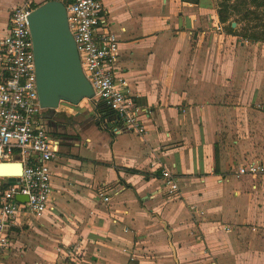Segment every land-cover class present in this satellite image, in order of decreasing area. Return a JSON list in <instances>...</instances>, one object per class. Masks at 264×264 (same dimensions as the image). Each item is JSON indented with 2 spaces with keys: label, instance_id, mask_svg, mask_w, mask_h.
Segmentation results:
<instances>
[{
  "label": "crops",
  "instance_id": "crops-1",
  "mask_svg": "<svg viewBox=\"0 0 264 264\" xmlns=\"http://www.w3.org/2000/svg\"><path fill=\"white\" fill-rule=\"evenodd\" d=\"M25 1L0 0V37ZM103 2L146 133L46 111L52 209L12 231L0 264H264V174H237L264 162V43L230 31L218 0Z\"/></svg>",
  "mask_w": 264,
  "mask_h": 264
},
{
  "label": "built area",
  "instance_id": "built-area-1",
  "mask_svg": "<svg viewBox=\"0 0 264 264\" xmlns=\"http://www.w3.org/2000/svg\"><path fill=\"white\" fill-rule=\"evenodd\" d=\"M59 1L66 6L83 72L96 93L91 102L98 126L144 135L145 110L125 80L118 77L120 41L110 27L103 0ZM39 5L36 0H26L13 9L7 32L0 37V162L23 165L16 184L9 185L7 178L0 176V255L12 246V231L21 228L25 218H41L52 209L51 162L58 157L60 143L46 126V109L41 107L37 90L29 16ZM216 27L221 30L222 24ZM101 103L114 111L115 118L107 119L97 112ZM237 174H264V162L243 165ZM163 176L168 192L178 194L179 181L169 171ZM99 194L104 202H110L105 190Z\"/></svg>",
  "mask_w": 264,
  "mask_h": 264
},
{
  "label": "water",
  "instance_id": "water-1",
  "mask_svg": "<svg viewBox=\"0 0 264 264\" xmlns=\"http://www.w3.org/2000/svg\"><path fill=\"white\" fill-rule=\"evenodd\" d=\"M29 24L41 107L54 111L62 103L78 106L86 99L93 100L96 93L83 72L64 3L48 0L40 4L30 14ZM1 168L13 174L20 173L4 176L9 185L16 184L23 172L22 163L0 162Z\"/></svg>",
  "mask_w": 264,
  "mask_h": 264
},
{
  "label": "trees",
  "instance_id": "trees-1",
  "mask_svg": "<svg viewBox=\"0 0 264 264\" xmlns=\"http://www.w3.org/2000/svg\"><path fill=\"white\" fill-rule=\"evenodd\" d=\"M219 15L222 22H229L230 31L232 22L238 25L247 23L242 30L238 28V35L254 42L264 43V0H218ZM235 17L233 20H231ZM252 22V24H250ZM52 111V110H46ZM97 112L104 118H115V113L103 103L97 106Z\"/></svg>",
  "mask_w": 264,
  "mask_h": 264
},
{
  "label": "rangeland",
  "instance_id": "rangeland-1",
  "mask_svg": "<svg viewBox=\"0 0 264 264\" xmlns=\"http://www.w3.org/2000/svg\"><path fill=\"white\" fill-rule=\"evenodd\" d=\"M234 18L235 17H233L231 20H233ZM246 24H247L246 22L240 24V30H242V28H244L246 26ZM250 24H252V22ZM62 104H61V107L63 106L64 108H66L68 106L67 107V108H69L68 110H70V109L73 111L81 110L83 112V119H84V121L87 120V123L92 122V114L94 115V119L96 118L95 107H94V104L91 102V100L86 99L83 101V103H81L77 107H74L73 105H70V104L68 105V103H62ZM78 108H80V109H78ZM65 120L68 121L67 118ZM62 263L63 264H65V263L66 264H72V262L69 260V258L63 259Z\"/></svg>",
  "mask_w": 264,
  "mask_h": 264
},
{
  "label": "bare ground",
  "instance_id": "bare-ground-1",
  "mask_svg": "<svg viewBox=\"0 0 264 264\" xmlns=\"http://www.w3.org/2000/svg\"><path fill=\"white\" fill-rule=\"evenodd\" d=\"M19 174H13L11 172H7L6 169H4V168H1L0 169V176H5V175H19Z\"/></svg>",
  "mask_w": 264,
  "mask_h": 264
}]
</instances>
